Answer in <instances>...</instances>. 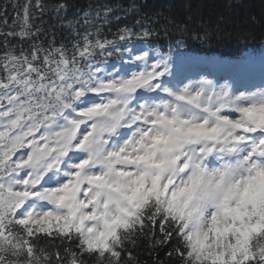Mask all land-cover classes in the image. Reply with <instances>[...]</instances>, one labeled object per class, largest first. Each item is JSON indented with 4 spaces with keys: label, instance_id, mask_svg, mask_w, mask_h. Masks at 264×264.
<instances>
[{
    "label": "snow or ice",
    "instance_id": "obj_1",
    "mask_svg": "<svg viewBox=\"0 0 264 264\" xmlns=\"http://www.w3.org/2000/svg\"><path fill=\"white\" fill-rule=\"evenodd\" d=\"M30 8L0 33V264H53L45 242L55 264H139L141 245L164 250L159 264H264V83L178 74L147 42L170 24L177 49L207 33L163 11L119 29L120 45L98 26L93 42L86 12L83 34L67 23L70 54L43 46ZM113 52L119 64L97 60Z\"/></svg>",
    "mask_w": 264,
    "mask_h": 264
},
{
    "label": "trees",
    "instance_id": "obj_2",
    "mask_svg": "<svg viewBox=\"0 0 264 264\" xmlns=\"http://www.w3.org/2000/svg\"><path fill=\"white\" fill-rule=\"evenodd\" d=\"M36 2L37 0H0V33L18 32L24 18L25 5L30 4L33 30L36 27L41 29L38 39L43 46L48 47L54 41L57 47L65 45L71 54L75 40L67 23L71 21L73 27L83 34L85 26L82 23L76 24V20L82 18L84 13H89V19L95 22L94 25L88 26L92 31L93 42L97 37L95 27L98 26L100 39L115 40L116 44L120 45L122 42L117 39L119 29L125 26L133 27L138 16L159 10L175 22L186 21L189 33H207L203 42L191 39L185 34L184 43L189 49L225 56L246 49L264 48V42H260L264 40V0H40L44 6L43 12L35 7ZM58 3L66 6L59 17L54 12ZM105 9H111L107 22L103 21ZM97 13H100L101 20H96ZM168 30L170 36L161 33L149 41L175 42L179 34L174 25L170 24ZM78 39L83 42L82 35ZM3 40L4 36L0 35V55L5 51ZM9 41L10 46L15 45L17 53L21 47L28 49L31 44L30 40L20 41L11 37ZM114 53L116 52H113V56ZM110 57L97 56V60L102 61ZM42 246L53 253L55 264V245L45 242ZM133 255L139 264H159V261H167L164 250L149 254V250L143 245L133 249Z\"/></svg>",
    "mask_w": 264,
    "mask_h": 264
},
{
    "label": "rangeland",
    "instance_id": "obj_3",
    "mask_svg": "<svg viewBox=\"0 0 264 264\" xmlns=\"http://www.w3.org/2000/svg\"><path fill=\"white\" fill-rule=\"evenodd\" d=\"M247 66L250 68H255L256 64L253 62H249Z\"/></svg>",
    "mask_w": 264,
    "mask_h": 264
},
{
    "label": "bare ground",
    "instance_id": "obj_4",
    "mask_svg": "<svg viewBox=\"0 0 264 264\" xmlns=\"http://www.w3.org/2000/svg\"><path fill=\"white\" fill-rule=\"evenodd\" d=\"M260 42H264V40H261Z\"/></svg>",
    "mask_w": 264,
    "mask_h": 264
}]
</instances>
